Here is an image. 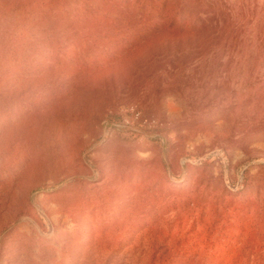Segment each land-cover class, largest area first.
<instances>
[{"label":"rangeland","instance_id":"1","mask_svg":"<svg viewBox=\"0 0 264 264\" xmlns=\"http://www.w3.org/2000/svg\"><path fill=\"white\" fill-rule=\"evenodd\" d=\"M130 2L0 0V201L13 188L16 206L31 207L13 223L0 213V264H264V87L236 79L253 24L218 9L235 21L233 75L193 85L197 108L180 118L147 105L141 59L172 47L126 37ZM126 72L138 79L125 94ZM77 181L104 183L102 204L77 208L90 229L48 212Z\"/></svg>","mask_w":264,"mask_h":264},{"label":"bare ground","instance_id":"2","mask_svg":"<svg viewBox=\"0 0 264 264\" xmlns=\"http://www.w3.org/2000/svg\"><path fill=\"white\" fill-rule=\"evenodd\" d=\"M136 2L137 0L130 2V7L125 8L124 20H120L122 23L120 27L127 35L126 37L132 40L135 34L138 35L136 38H139L141 35L152 33L153 37L147 41L148 46L164 37L172 47L170 52L154 51L147 60L141 59V62L144 61L141 67L147 66L148 63L151 64V68H146V74L144 73L141 84L146 89L147 105H151L154 110L166 105L172 110L175 109L176 113L180 114V118H187L190 116V111L197 108L195 100L189 101L186 98L192 92L193 85L208 78L216 80V77L221 75H233V68L229 66V63L231 61L230 47L236 36L233 31L235 21L231 18L220 19L218 17L217 11L222 7L234 9L236 21L251 22L254 27L253 44L250 52L242 53V57H246L247 61L242 68V74H238L236 79L241 83H253L249 92L259 91L264 87L263 80L259 79L264 75L262 63L264 55H260L259 45L261 40H264V0H259L261 4L256 14L250 13L251 7H248V0H139L138 4ZM147 2H151L152 5ZM134 5L137 6L136 9ZM193 9H196V12ZM165 23L166 26L160 29L161 33L158 36L155 30H149V27ZM172 24H174L173 27H171ZM223 34V40L217 43V38ZM175 45H178V48H175ZM224 46H226L225 49ZM143 49L145 50V47ZM225 53L226 56H224ZM228 69L230 73H226ZM134 74L137 72L130 74L126 72L122 85L123 93H130L131 89L135 87L138 77L132 79L131 76ZM186 84L187 88L184 89ZM238 96L243 97L240 91ZM136 97V100L143 104V97H138V95ZM44 98H46L45 95H41V100ZM222 99H228V95L223 96ZM25 102L28 103V101ZM88 173V169L84 167L82 169L72 168L67 170L61 178ZM103 184V182L79 181L69 184L64 192L65 199L52 207L49 206L48 212L63 216L64 221L70 222L69 228L71 229L81 225L82 229H90L91 218L88 217L86 222H81L80 217L83 213L78 212L77 208L85 206L90 214L93 209V206L90 205L92 202L97 205L102 204L106 198V192L101 193L100 189ZM8 193L10 195L0 201V213L7 211V214H11L10 222L12 223L21 215L24 218L27 217L31 210L30 205L27 204V198H25L27 208L17 207L16 204L19 201L17 190L12 188ZM24 225L27 226V223ZM59 233L67 236L69 230L64 228ZM23 237H27V234L23 233ZM34 262L38 264V260H34Z\"/></svg>","mask_w":264,"mask_h":264}]
</instances>
